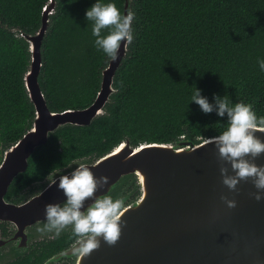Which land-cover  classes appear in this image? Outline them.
I'll return each mask as SVG.
<instances>
[{
    "label": "trees",
    "instance_id": "trees-1",
    "mask_svg": "<svg viewBox=\"0 0 264 264\" xmlns=\"http://www.w3.org/2000/svg\"><path fill=\"white\" fill-rule=\"evenodd\" d=\"M49 0H0V148L31 129L35 108L24 85L30 65L22 37L41 28ZM134 41L115 77L117 90L91 126H68L36 149L16 181L25 186L75 161L101 158L126 139L175 144L184 137L219 135L227 118L205 114L191 101L194 88L213 103L227 95L264 117V0H131ZM115 3L124 14L126 0ZM96 0H57L42 46L39 78L53 112L89 107L110 58L94 45L86 10ZM13 30H17L14 32ZM123 86L121 87V83Z\"/></svg>",
    "mask_w": 264,
    "mask_h": 264
},
{
    "label": "water",
    "instance_id": "water-1",
    "mask_svg": "<svg viewBox=\"0 0 264 264\" xmlns=\"http://www.w3.org/2000/svg\"><path fill=\"white\" fill-rule=\"evenodd\" d=\"M131 3L126 0L125 15L132 9ZM56 6L57 0L47 2L36 34L22 33L31 57L24 85L35 117L31 129L4 151L0 163L2 220L17 221L21 215L44 218L46 204L66 200L57 187L59 176L56 185L23 206H7L5 195L15 178L27 171L36 149L46 145L52 134L68 126H91L105 114L117 92L114 87L117 71L128 55L129 46L125 49L122 42L118 58L110 59L103 70L100 90L89 107L51 111L39 78L43 68L42 46ZM256 135L264 140V133ZM204 140L184 137L175 144L135 146L131 139H126L94 163L76 161L74 167L84 163L96 177L109 178L96 196L129 181L136 185L133 194L140 192V195L121 218L125 224L115 246H108L100 237L101 247L90 256L78 260L71 250L66 256L73 257L74 264H264V199L257 202L249 195L257 191L250 180L241 181L238 192L224 186L217 150L214 144L205 145ZM255 163L264 165V154ZM221 195L234 199L236 207L229 209Z\"/></svg>",
    "mask_w": 264,
    "mask_h": 264
},
{
    "label": "clouds",
    "instance_id": "clouds-1",
    "mask_svg": "<svg viewBox=\"0 0 264 264\" xmlns=\"http://www.w3.org/2000/svg\"><path fill=\"white\" fill-rule=\"evenodd\" d=\"M85 18L92 22V35L97 50L111 60L118 58L121 43L125 49L134 41L133 21L135 12L127 10L122 14L115 3H103L96 0L86 10ZM261 71H264V59H258ZM121 87L123 82L121 81ZM191 101L199 105L205 114L215 112L218 117L227 118V126L219 135L206 138L204 144H214L218 160L221 162L222 183L230 191L238 192L241 181H251L256 192L249 195L257 202L264 199V165H257L255 160L264 154V140L256 133H264V117H257L252 104L243 100L233 103L227 95L213 96L210 103L201 90L194 88ZM232 174H229V166ZM107 176L96 177L90 167L79 164L71 173L59 176L58 190H62L66 200L62 203L45 205V220L38 229L41 233L54 232L56 236L72 227L76 237L71 255L79 259L86 258L101 247L100 237L110 247L115 246L122 233V221L127 211L123 199H113L110 195L96 196L97 191L108 184ZM56 185V179L48 187ZM93 202L85 208V202ZM220 199L229 209L236 207L234 199L221 195ZM83 209V210H82ZM64 253H61L63 255Z\"/></svg>",
    "mask_w": 264,
    "mask_h": 264
},
{
    "label": "flooded vegetation",
    "instance_id": "flooded-vegetation-1",
    "mask_svg": "<svg viewBox=\"0 0 264 264\" xmlns=\"http://www.w3.org/2000/svg\"><path fill=\"white\" fill-rule=\"evenodd\" d=\"M2 154L4 156V153ZM101 158L82 159L81 161L94 163ZM2 160L3 157L1 162ZM75 162L70 164L72 167L69 171L63 170L70 165L51 172L43 180L35 181L27 186L23 181L15 182L16 177L5 195L6 205L20 207L42 195L49 188L48 184L57 179L56 177L71 173L76 167H74ZM135 190L136 185H132V181H129L121 186L119 184L113 188L110 187L102 195H110L113 199H123L128 208L140 195V192L133 194ZM92 202L91 199L87 200L85 208ZM44 220L45 217L30 219L25 215H21L17 221L0 219V264H74V258L66 256L76 239L72 227L64 229L59 236H56L54 232L41 233L38 229L43 226Z\"/></svg>",
    "mask_w": 264,
    "mask_h": 264
},
{
    "label": "rangeland",
    "instance_id": "rangeland-1",
    "mask_svg": "<svg viewBox=\"0 0 264 264\" xmlns=\"http://www.w3.org/2000/svg\"><path fill=\"white\" fill-rule=\"evenodd\" d=\"M1 150H3V149L0 148V162H1V158L3 157Z\"/></svg>",
    "mask_w": 264,
    "mask_h": 264
}]
</instances>
